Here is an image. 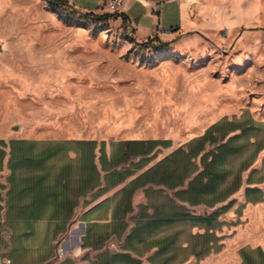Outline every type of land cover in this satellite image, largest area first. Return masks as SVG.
Wrapping results in <instances>:
<instances>
[{
    "label": "crops",
    "instance_id": "obj_1",
    "mask_svg": "<svg viewBox=\"0 0 264 264\" xmlns=\"http://www.w3.org/2000/svg\"><path fill=\"white\" fill-rule=\"evenodd\" d=\"M110 1L94 13L132 22L137 2L148 18L159 1L176 5L174 32L147 36L164 41L244 33L264 17V0H122L118 11ZM262 130L253 117H224L179 144L0 138V264H212L230 210L263 198ZM239 255L264 264L260 247Z\"/></svg>",
    "mask_w": 264,
    "mask_h": 264
},
{
    "label": "rangeland",
    "instance_id": "obj_2",
    "mask_svg": "<svg viewBox=\"0 0 264 264\" xmlns=\"http://www.w3.org/2000/svg\"><path fill=\"white\" fill-rule=\"evenodd\" d=\"M67 1L0 0L1 139L179 144L224 117H253L264 136V17L244 33L164 41L147 36L177 24L176 5L159 1L148 18L137 2L132 22L119 12L96 22L85 13L109 0ZM260 158L264 173V149ZM233 208L212 264H242V247L264 251V189L261 201Z\"/></svg>",
    "mask_w": 264,
    "mask_h": 264
},
{
    "label": "built area",
    "instance_id": "obj_3",
    "mask_svg": "<svg viewBox=\"0 0 264 264\" xmlns=\"http://www.w3.org/2000/svg\"><path fill=\"white\" fill-rule=\"evenodd\" d=\"M122 4V0H112L109 2V5L111 7V9H113L114 11H118L119 10V6ZM166 30L168 32L171 31L170 28L168 29H165V28H160L159 29V32L160 33H163V32H166ZM68 248L62 243H57L56 244V250H55V256L59 259L65 257L67 254H68Z\"/></svg>",
    "mask_w": 264,
    "mask_h": 264
},
{
    "label": "trees",
    "instance_id": "obj_4",
    "mask_svg": "<svg viewBox=\"0 0 264 264\" xmlns=\"http://www.w3.org/2000/svg\"><path fill=\"white\" fill-rule=\"evenodd\" d=\"M55 6H60L63 4H67V0H50ZM86 17L88 18H93L96 22H104L108 19H110L111 17L115 16V14L112 13H107V14H102V15H98L94 12H90V13H85ZM126 18V17H124ZM161 44H163L164 42H159Z\"/></svg>",
    "mask_w": 264,
    "mask_h": 264
}]
</instances>
